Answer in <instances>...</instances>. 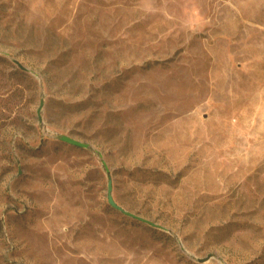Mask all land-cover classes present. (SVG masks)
I'll list each match as a JSON object with an SVG mask.
<instances>
[{"label": "rangeland", "instance_id": "374dc122", "mask_svg": "<svg viewBox=\"0 0 264 264\" xmlns=\"http://www.w3.org/2000/svg\"><path fill=\"white\" fill-rule=\"evenodd\" d=\"M0 264H264V0H0Z\"/></svg>", "mask_w": 264, "mask_h": 264}, {"label": "water", "instance_id": "95a60500", "mask_svg": "<svg viewBox=\"0 0 264 264\" xmlns=\"http://www.w3.org/2000/svg\"><path fill=\"white\" fill-rule=\"evenodd\" d=\"M43 104V103H42ZM61 139H63V140H65V141H67V142H69V143H72V144H75V145H84V143H82L81 141H79V140H77V139H75V138H73V137H71V136H69V135H62L61 136ZM109 200H110V203L114 206V207H116V208H118V209H120V210H123L125 213H127V214H129V215H131V216H134V217H137V218H140V219H142V220H145L144 218H142V217H140V216H137V215H135V214H133V213H131V212H129V211H127V210H124L115 200H114V198H113V195H112V186H111V184H110V191H109Z\"/></svg>", "mask_w": 264, "mask_h": 264}]
</instances>
